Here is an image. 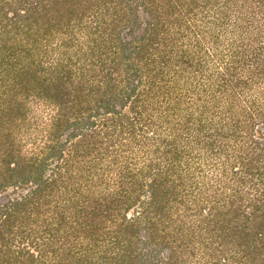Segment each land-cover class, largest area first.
I'll return each instance as SVG.
<instances>
[{"label":"trees","instance_id":"16d2710c","mask_svg":"<svg viewBox=\"0 0 264 264\" xmlns=\"http://www.w3.org/2000/svg\"><path fill=\"white\" fill-rule=\"evenodd\" d=\"M0 264H264V0H0Z\"/></svg>","mask_w":264,"mask_h":264},{"label":"rangeland","instance_id":"374dc122","mask_svg":"<svg viewBox=\"0 0 264 264\" xmlns=\"http://www.w3.org/2000/svg\"><path fill=\"white\" fill-rule=\"evenodd\" d=\"M40 142H42V141H40ZM27 147L30 148V147H32V145H31V144L29 145V143H28V144H27ZM53 165H54V162H52V163L49 165V167H51V166H53ZM14 194H15V193H14Z\"/></svg>","mask_w":264,"mask_h":264}]
</instances>
